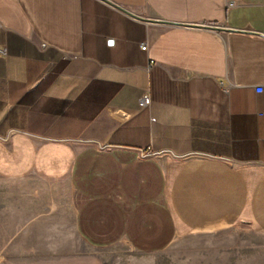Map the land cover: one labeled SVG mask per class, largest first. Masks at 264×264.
<instances>
[{"label": "crops", "instance_id": "crops-1", "mask_svg": "<svg viewBox=\"0 0 264 264\" xmlns=\"http://www.w3.org/2000/svg\"><path fill=\"white\" fill-rule=\"evenodd\" d=\"M108 1L0 0V264H264V0Z\"/></svg>", "mask_w": 264, "mask_h": 264}, {"label": "rangeland", "instance_id": "rangeland-1", "mask_svg": "<svg viewBox=\"0 0 264 264\" xmlns=\"http://www.w3.org/2000/svg\"><path fill=\"white\" fill-rule=\"evenodd\" d=\"M113 155H116V157H110V155H108L106 152L100 153L94 150L91 153H88L86 158L79 159L74 171L75 185L77 186L79 191H102V188H107L109 186V178H111L112 180L114 179V177H111L109 173L119 171L118 167L122 166L121 163H123V172L119 173L117 178L118 180H122L124 184L123 186H126V184L128 185L127 174L129 172V168L136 164L137 157L136 159H131L133 163H129L131 162L130 160L125 161V157H127L126 155ZM126 167H128V169L124 170V168Z\"/></svg>", "mask_w": 264, "mask_h": 264}, {"label": "built area", "instance_id": "built-area-1", "mask_svg": "<svg viewBox=\"0 0 264 264\" xmlns=\"http://www.w3.org/2000/svg\"><path fill=\"white\" fill-rule=\"evenodd\" d=\"M140 48L142 50H145L146 49V45L144 43H141L140 44ZM0 53L4 54V51L3 50H0ZM138 108L140 110H143V108H146L148 105H150V99H149V96H148V93L147 92H144L142 93L139 101H138Z\"/></svg>", "mask_w": 264, "mask_h": 264}, {"label": "water", "instance_id": "water-1", "mask_svg": "<svg viewBox=\"0 0 264 264\" xmlns=\"http://www.w3.org/2000/svg\"><path fill=\"white\" fill-rule=\"evenodd\" d=\"M103 1H105L107 4H109L110 6H114V7H116L117 9H119V11H121V12H123V13H125V14H128V15H130V16H132V18H135V19H141V20H145V18H142V17H138V16H136V15H134V14H132L129 10H127V9H124V8H122V7H120L118 4H115L114 2H110V1H108V0H103ZM146 21V20H145ZM171 24H174V23H171ZM176 25V24H175ZM203 28H205V27H208V28H211V29H215V30H218V29H221L219 26L218 27H211V25H205V26H202Z\"/></svg>", "mask_w": 264, "mask_h": 264}]
</instances>
